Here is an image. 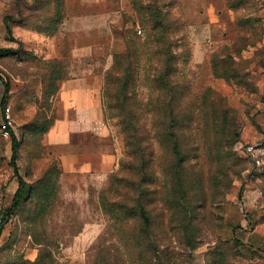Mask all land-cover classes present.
<instances>
[{
  "label": "rangeland",
  "instance_id": "374dc122",
  "mask_svg": "<svg viewBox=\"0 0 264 264\" xmlns=\"http://www.w3.org/2000/svg\"><path fill=\"white\" fill-rule=\"evenodd\" d=\"M133 1L115 6L120 53ZM221 1L211 29L187 25L190 53L186 43L178 50L187 57L180 60L175 79L192 90L176 106L183 166L165 137L145 163L130 156L120 121L107 119L112 136L106 142L117 145V167L101 186L71 192L45 145L44 132L60 112L56 85L84 70L102 71L104 78L110 66L104 55L55 57L43 35L75 25L76 33L88 32L91 23L67 21V13L97 9L80 0H0V47L18 50L0 57V211L8 207L7 192L17 179L11 136L1 133L6 82L7 106L21 141L20 171L29 183L28 198L1 232L0 264H40V257L44 264H140L138 241L152 243L161 264H264V172L245 150L256 143L264 153V0H243L237 14ZM168 9L170 16H179L177 4ZM228 51L234 54L230 65L240 85L214 75L210 60ZM204 102L201 115L196 106ZM142 186L151 220L146 231L137 218L121 217L127 210L119 207L126 205L132 214Z\"/></svg>",
  "mask_w": 264,
  "mask_h": 264
},
{
  "label": "trees",
  "instance_id": "16d2710c",
  "mask_svg": "<svg viewBox=\"0 0 264 264\" xmlns=\"http://www.w3.org/2000/svg\"><path fill=\"white\" fill-rule=\"evenodd\" d=\"M182 1L152 0L149 3H144L143 0H134L131 3L132 13L129 16L131 24L123 29V37L126 42L125 49L121 53L116 51L113 54V63L110 68L106 69L104 76L103 104L105 117L120 121L128 154L138 158L143 163L148 158L155 157L154 144L159 143L162 137L169 141L177 165L181 167L185 162L176 132L178 125L176 106L181 97L192 94V90L190 86L188 88L182 86L178 82V78L175 79V77L179 73L180 60L187 57L181 55L178 51L179 47L186 43L190 53L191 45L188 43V24L182 17L170 16L171 11L168 9L175 4L179 5ZM226 2L236 14L243 6V0H226ZM244 8L245 10L249 9L247 6ZM9 21L10 17L6 16V29L9 35L14 38ZM54 32L50 35H53ZM17 52L18 50L13 47H0V57L13 55ZM104 56L108 58V55ZM220 59L223 60V63ZM233 59L234 54L228 51L226 57L221 58L220 55H217L212 57L210 63L216 78H222L240 85L242 82L237 77L238 71L231 68ZM235 71L236 75H232L235 74ZM94 73L102 74L103 72ZM0 79L3 80L1 70ZM56 88L58 90L57 85ZM209 90L212 91V88ZM9 95L10 84L6 82L2 100L4 109L7 107ZM207 97L208 95L204 94L202 99L206 101ZM199 105L200 107L196 106V108L203 115L205 102ZM217 112L216 109L215 114ZM226 114L227 110H224V115L226 116ZM10 132L12 151L10 162L14 177L18 181V188L11 204L3 210L4 219L0 225V235L5 224L17 214L29 196V183L22 175L18 162L21 141L13 128ZM145 193L146 191L142 186L136 199L137 204L131 207L132 214L126 205L119 206L121 209L127 210V213L121 217H124L125 220L137 218L141 221L144 231L151 225L148 211L142 202ZM138 244L136 247L140 254V264H161V257L159 253L157 255L156 248L152 243L138 241ZM47 257L51 258V255ZM38 262L44 264L41 262V257Z\"/></svg>",
  "mask_w": 264,
  "mask_h": 264
},
{
  "label": "crops",
  "instance_id": "0c3cea01",
  "mask_svg": "<svg viewBox=\"0 0 264 264\" xmlns=\"http://www.w3.org/2000/svg\"><path fill=\"white\" fill-rule=\"evenodd\" d=\"M127 2L129 0H80V4L95 6L97 10L88 13L68 12L66 20L82 19L92 26L86 29L88 32L76 33L75 25L68 32L61 31L48 37L43 35L44 39L49 40L48 49L55 57L67 54L74 57L108 55L107 67L111 66L113 54L117 51L115 46L121 40L117 30H114L119 11L115 6H124ZM221 2L183 0L176 11L186 21L188 28L211 29V16ZM80 40H83L82 44ZM192 43L196 54L197 45ZM123 46L121 50L125 48L124 43ZM103 85V75L95 74L92 70H84L82 74L62 78L57 82L60 112L44 133L45 145L58 160L61 182L66 180L71 192L84 187L89 191L92 187L101 186L117 167V145L115 142H106L112 136V130L104 113ZM14 130L17 134V129ZM17 188L16 179L7 192L6 206L12 202Z\"/></svg>",
  "mask_w": 264,
  "mask_h": 264
},
{
  "label": "built area",
  "instance_id": "2783aa9c",
  "mask_svg": "<svg viewBox=\"0 0 264 264\" xmlns=\"http://www.w3.org/2000/svg\"><path fill=\"white\" fill-rule=\"evenodd\" d=\"M139 33L141 31L139 30ZM3 123L1 125V133L4 137H10L11 129H14V117L11 107L7 106L3 113ZM246 152L252 157L255 164L264 172V153L256 143H248L245 147ZM4 219V212L0 211V225Z\"/></svg>",
  "mask_w": 264,
  "mask_h": 264
}]
</instances>
